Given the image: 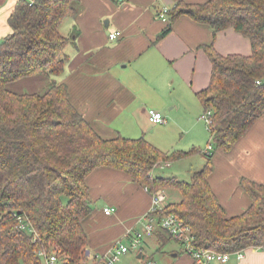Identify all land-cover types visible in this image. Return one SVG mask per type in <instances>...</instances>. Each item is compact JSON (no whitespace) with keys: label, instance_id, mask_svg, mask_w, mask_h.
<instances>
[{"label":"trees","instance_id":"16d2710c","mask_svg":"<svg viewBox=\"0 0 264 264\" xmlns=\"http://www.w3.org/2000/svg\"><path fill=\"white\" fill-rule=\"evenodd\" d=\"M80 10V0H19L8 19L12 32L0 42V264H42L40 250L57 254L61 264L86 260L89 238L83 222L93 213L87 180L103 168L125 174L149 195L178 190L181 200L166 203L159 217L175 215L189 225L197 246L218 253L264 252V184L242 178L240 187L251 205L227 218L208 181L213 153L167 154L143 137L105 139L77 111L62 83L52 82L43 94L10 90L27 79L64 74L66 49L79 33L67 38L61 29ZM168 16L158 40L186 16L210 26L213 38L231 29L250 42L249 56H222L213 45L204 48L212 75L198 98L204 112L213 113L214 152H231L264 117V0L179 2ZM199 154L206 163L189 182L153 175L160 164ZM18 218L35 233L19 230ZM155 236L160 250L175 241L161 230Z\"/></svg>","mask_w":264,"mask_h":264},{"label":"crops","instance_id":"0c3cea01","mask_svg":"<svg viewBox=\"0 0 264 264\" xmlns=\"http://www.w3.org/2000/svg\"><path fill=\"white\" fill-rule=\"evenodd\" d=\"M18 1L0 0V42L12 32L8 19ZM207 1L80 0V13L64 24L67 33L62 34L65 37L71 38L76 31L79 35L73 36L75 44L66 49L69 61L59 82L67 85L72 104L100 136L105 139L121 136L117 135V130L121 132L125 125L123 118L142 116L144 125L160 127L159 133L169 135L167 141L161 135H152L166 146L161 141L156 143L152 137L149 139L160 151L186 153L204 148L208 134L202 121L197 120L198 114L204 112L198 93L209 87L212 75V64L204 48L213 45L222 56H249L250 42L231 29L217 33L213 38L210 26L186 16L173 24L169 35L158 40L169 25L158 15L163 8L171 10L179 2L192 5ZM114 32L121 35L111 39L109 36ZM48 81L36 77L24 80L31 86L15 84L28 88L33 94L39 86H49ZM149 109L160 112L170 122L150 123ZM119 118L121 127L118 128ZM133 120L135 125H140ZM213 154V172L208 178L210 187L225 216H239L251 205L249 196L240 187V180L247 178L264 184V117L231 152L220 149ZM186 159L177 162L182 164ZM171 164H164L161 169L171 168ZM87 184L93 213L84 220L83 226L89 238L90 257H98L128 229H142L137 220L149 211L151 198L128 176L111 169L96 170ZM106 208H113L114 214L106 216ZM174 244L179 246L178 251L176 248L168 253L169 250L164 249L167 246L160 250V243L148 238L138 252V258L153 247L166 258L171 255L172 264H194L183 254L181 246ZM87 262L93 264L92 259ZM228 264H264V252L250 249L244 260L233 258Z\"/></svg>","mask_w":264,"mask_h":264},{"label":"built area","instance_id":"2783aa9c","mask_svg":"<svg viewBox=\"0 0 264 264\" xmlns=\"http://www.w3.org/2000/svg\"><path fill=\"white\" fill-rule=\"evenodd\" d=\"M170 9L163 8L159 13V18L169 24ZM120 32H114L110 34L111 39H117L120 36ZM260 85V82H257ZM211 110L203 112L201 119L206 123L208 131L212 127ZM148 119L150 123L154 125H162L166 123L164 116L154 110H148ZM214 151L212 144L208 146L204 152L206 155H211ZM145 191L149 193L148 189ZM151 206L149 211L139 220L137 224L142 226L141 230L128 229L118 241L112 244L111 248L98 257H88L93 260V264H118L121 258L130 252H140L143 243L146 239H150L155 236L158 230L167 233L172 237L177 244L182 248L183 254L188 256L194 264H228L233 258L237 261L245 259L247 251L235 252V253H218L210 249L197 246L196 239L193 234L192 228L177 218L175 215H167L159 217V213L163 211L166 206L167 197L164 191L159 190L150 195ZM115 210L113 208H106L104 213L106 216H112ZM18 229L21 231H28L29 233H35L32 227L26 224L25 219L18 218ZM124 240H128L129 244H125ZM37 256L40 258L42 264H61L58 255L50 253L46 250H40L37 252ZM90 256V255H89ZM80 264H84L81 263Z\"/></svg>","mask_w":264,"mask_h":264},{"label":"rangeland","instance_id":"374dc122","mask_svg":"<svg viewBox=\"0 0 264 264\" xmlns=\"http://www.w3.org/2000/svg\"><path fill=\"white\" fill-rule=\"evenodd\" d=\"M67 24H69V23H67ZM61 32L64 33V34L67 33V31H65V29H64V25H63V28L61 29ZM61 78L62 77H54L52 79H49V81H48L50 83V84L48 83L49 86H45L44 87V85H43L42 88L39 86L36 89V93H40V94L45 93L47 91V89H49L50 86L53 85L52 82L53 83H60L59 81H60ZM20 84H21L20 85L21 87L31 86L29 83H28L29 85H26L24 81L20 82ZM20 86L16 85V84H13V85H10L9 88H10V90H12L13 92H16V93H20V94L29 93V94H32L31 90H29L28 88H21ZM20 89H22V90L19 91ZM15 90H18V91H15ZM202 115H203V112L198 114L197 120L202 121L201 124H202L204 130L208 134L207 142H206L204 148H201L203 153H204L206 151V149L208 148V146L210 144H212V143L211 142L208 143L209 139L211 140V135H210V132L208 131V129L206 128V123L201 119ZM133 119L137 120V123H140V125H135ZM123 120H126V122H125V125L123 126V128H121V132H120V130H117V135L119 134L122 137H125V138H128V139H138V138H142L143 137L150 143H152L151 141H149V139H151L152 135H158V136L161 135V136L164 137V139H163L164 141H167V139L169 138L168 137L169 135L167 133H163V132L159 133V131L161 129L160 127H152L149 124L148 125H144V121H143L142 116H140V117L137 116V117H134V118H131V119H128V118L125 117V118H123ZM166 120H167V118H166ZM120 121H121V118H119L118 123H117L118 124V128L121 127ZM167 121L170 122V120H167ZM184 124H186V123H184ZM187 126L191 127V124L187 123ZM175 132L177 133L179 131L175 130ZM152 139L154 141H156V143H157V141L158 142L161 141L159 139H156L155 137L154 138L152 137ZM162 144L165 145L163 142H162ZM196 149H200V148H196ZM204 161H205V157L203 155H202V157H200V155H196V156L191 157V159L184 160L182 164H179L178 162H175V163L171 164V168L165 169V167H163L165 170L161 169V166L164 165V164L167 165L168 163L160 164V165L157 166V168H155L153 173H156V175H154V176L162 175V176H165V177H175V178H177L180 181L189 182L191 180V178H192L194 173L202 170V168L204 167L203 165H205V164H203ZM162 191H164V193H165V195L167 197L166 203H168V202L169 203H174V202H179L181 200V195H180L179 191L176 190V189H164ZM152 239H153L154 242L159 244L157 236L152 237ZM124 243L125 244H129L128 240H124ZM174 243H176V242H174ZM174 243L172 241L171 244L167 245V247H165L164 249L165 250H169L168 253H171L172 250H176V248H177V251H178L179 246L175 245ZM172 245H173V247L170 249V247ZM159 248H160V246H159ZM138 255H139L138 252H135V251L134 252H130V253L124 255L121 258V260H120V262L118 264H168L167 263L168 260H170L169 264H172L171 255L167 256L168 258H166L164 255H162V253H159V251H157L153 247L149 248L142 258H138ZM88 257H90V256H88ZM88 257H87L86 260L82 261V263L88 264V262H87Z\"/></svg>","mask_w":264,"mask_h":264},{"label":"water","instance_id":"95a60500","mask_svg":"<svg viewBox=\"0 0 264 264\" xmlns=\"http://www.w3.org/2000/svg\"><path fill=\"white\" fill-rule=\"evenodd\" d=\"M86 255L89 256L90 255V252L87 251V254Z\"/></svg>","mask_w":264,"mask_h":264}]
</instances>
